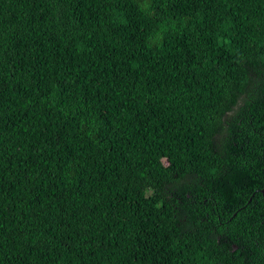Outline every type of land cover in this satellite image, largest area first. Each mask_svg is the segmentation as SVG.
Masks as SVG:
<instances>
[{
  "label": "trees",
  "instance_id": "obj_1",
  "mask_svg": "<svg viewBox=\"0 0 264 264\" xmlns=\"http://www.w3.org/2000/svg\"><path fill=\"white\" fill-rule=\"evenodd\" d=\"M0 264H264V0H0Z\"/></svg>",
  "mask_w": 264,
  "mask_h": 264
}]
</instances>
